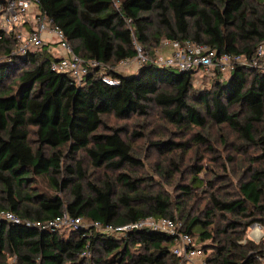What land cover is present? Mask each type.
<instances>
[{
  "label": "trees",
  "instance_id": "16d2710c",
  "mask_svg": "<svg viewBox=\"0 0 264 264\" xmlns=\"http://www.w3.org/2000/svg\"><path fill=\"white\" fill-rule=\"evenodd\" d=\"M39 1L73 52L104 65L119 83H105L100 69H92L78 85L51 69L56 57L49 51L19 54L14 31L0 26V212L48 221L66 211L105 226L149 216L178 218L205 251L211 242L208 264H263V243L247 233L254 222L264 225V75L237 65L228 77H217L211 90L198 91L193 75L176 69L146 64L123 74L110 68L134 59L135 43L154 56L166 40H191L249 58L264 41V0ZM5 5L0 0V19ZM152 104L173 126L200 129L187 142L152 143L162 154L183 155L189 143L198 145L195 171L177 183V198L147 192L144 177L125 172L141 166L126 138L129 131L106 124L108 116H147ZM208 123L218 127L223 146L247 156L235 190L229 175L204 165L208 158L200 147L216 152ZM224 129L237 135V144ZM183 155L157 163L156 171L172 178ZM211 158L222 160L225 172L237 161L235 155ZM202 195L206 201L198 209L191 202ZM173 245V238L149 229L118 237L93 226L61 232L0 219V264H13L10 258L15 264H176Z\"/></svg>",
  "mask_w": 264,
  "mask_h": 264
},
{
  "label": "built area",
  "instance_id": "2783aa9c",
  "mask_svg": "<svg viewBox=\"0 0 264 264\" xmlns=\"http://www.w3.org/2000/svg\"><path fill=\"white\" fill-rule=\"evenodd\" d=\"M1 19L6 20L11 26L7 31H14L19 43L17 49L19 54L26 55L30 51H49L56 57L51 64V69L58 73L69 74L78 85L84 82L92 69H100V77L105 83L110 85L119 83L118 79L106 73L104 65L94 60L85 61L73 52L63 31L41 10L39 0H6ZM2 26L5 27L4 24ZM135 44L136 57L122 60L111 67V70L125 74L136 71L146 64H153L191 73L193 76L224 78L235 66L240 65L256 71L259 75H264V41L257 45L249 58L244 54L218 52L207 44L191 40H166L161 48L156 49L154 56L149 55L139 43ZM163 47H169V52L164 54ZM0 219L49 231L63 227L93 226L102 233L118 237H124L134 230L149 229L173 238L172 253L177 257L176 264H208L206 251L195 243L190 233L184 231L183 222L178 218L149 216L123 226H105L99 222H83L80 218L71 217L66 211L48 221L23 220L13 212L2 211ZM247 238L256 243H263L264 250V225L254 222L249 227ZM259 259L264 264V258Z\"/></svg>",
  "mask_w": 264,
  "mask_h": 264
},
{
  "label": "rangeland",
  "instance_id": "374dc122",
  "mask_svg": "<svg viewBox=\"0 0 264 264\" xmlns=\"http://www.w3.org/2000/svg\"><path fill=\"white\" fill-rule=\"evenodd\" d=\"M2 20L4 24V28L9 30L10 25L6 20ZM1 22L0 26L3 25ZM161 48V46L159 47ZM164 48V47H163ZM18 49V47H17ZM164 54L169 52V47H166L163 49ZM133 72V71H132ZM129 72H126L125 74H128ZM229 74H227L226 77H228ZM217 77L213 76H193L192 82L193 87L197 89L198 91L203 90H211L212 89V83ZM192 98H194L192 96ZM194 100V99H193ZM196 102V100H194ZM106 124L109 127H126L128 129V133H126V138L130 141L132 144V147L134 149L135 155L140 159L141 166L137 168H130L125 170V172L130 173L131 175H137L138 177H144L145 182L143 183V187L147 192H157V191H163L164 193H168L174 198H177L179 194V189L177 186V183L183 179L189 181L192 177L194 171H195V156H196V150L198 145H193L189 143L188 152L183 155V152L181 150H178L176 152H173L172 154H162L159 152V149L152 145V143H155L160 140L165 139H171L175 142H187L189 141L194 133L196 131H200L197 127H189L181 129L179 127L173 126L170 124L163 116L161 109L157 105H150V109L148 110V115L144 117H137L136 115L131 116L128 119H118L114 116H108L106 117ZM190 129V130H188ZM206 130L210 131L211 138L215 141L212 142L214 147H216L215 153H209L207 150V146H199L201 153H203L208 159L204 162V165H206V168L215 169V171H219L220 173H225V175H229L232 188L235 190L236 183L239 181V175L241 172L244 171L246 166L248 165L247 156L243 154H238L235 152L233 146L225 147L221 143L220 139L218 138L219 132L218 127L212 124L207 125ZM132 131H137L143 133V136H136L132 137ZM223 133L225 136L229 138L230 142H236L237 135L228 129H224ZM255 150H250V154H254ZM183 155V161L181 162V168L180 171L173 170V176L172 178H169L168 180L164 178L161 174H159L156 171V164L163 161L165 162L170 156L173 157L175 160H179L180 155ZM81 155H84L83 153ZM229 155H235L236 156V164H227V172L222 171L221 169V163L218 160L217 163L220 164V170L218 169L217 163H214L212 161L211 157H222L225 159ZM89 159H86V163H89ZM167 165V164H166ZM90 172L94 171L93 168H89ZM99 175L102 174V170H97ZM113 174V173H112ZM201 177H211V174H204L202 173L200 175ZM173 181L168 183L167 181L172 180ZM173 183V184H172ZM220 183V182H219ZM218 183V185H220ZM206 198L204 195H202L198 201L193 200L191 204H194L198 209L200 207H203L205 204ZM61 232H69L68 227H63L61 229ZM244 240H242V243ZM207 244L208 247L206 249L207 255H211L213 252L212 244L210 241H208ZM10 263L15 264V260L13 258L9 259Z\"/></svg>",
  "mask_w": 264,
  "mask_h": 264
},
{
  "label": "water",
  "instance_id": "95a60500",
  "mask_svg": "<svg viewBox=\"0 0 264 264\" xmlns=\"http://www.w3.org/2000/svg\"><path fill=\"white\" fill-rule=\"evenodd\" d=\"M184 73H186V72H184Z\"/></svg>",
  "mask_w": 264,
  "mask_h": 264
}]
</instances>
